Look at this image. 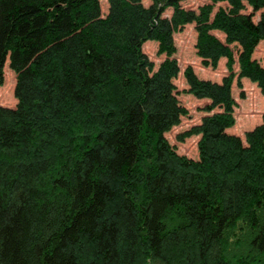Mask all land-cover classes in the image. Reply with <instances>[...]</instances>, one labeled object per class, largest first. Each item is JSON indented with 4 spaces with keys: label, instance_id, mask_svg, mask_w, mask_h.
<instances>
[{
    "label": "trees",
    "instance_id": "1",
    "mask_svg": "<svg viewBox=\"0 0 264 264\" xmlns=\"http://www.w3.org/2000/svg\"><path fill=\"white\" fill-rule=\"evenodd\" d=\"M183 1L102 15L99 0H0V84L8 62L17 100L0 106V264H264V117L244 142L227 132L234 63L264 93V0ZM190 23L202 65L229 71H184L212 112L176 136H200L197 159L164 135L187 115L173 35Z\"/></svg>",
    "mask_w": 264,
    "mask_h": 264
},
{
    "label": "rangeland",
    "instance_id": "2",
    "mask_svg": "<svg viewBox=\"0 0 264 264\" xmlns=\"http://www.w3.org/2000/svg\"><path fill=\"white\" fill-rule=\"evenodd\" d=\"M210 2L209 0H185L181 2L185 9L197 10L199 6ZM101 13L105 15L108 10L107 0H99ZM144 5H149L150 0H143ZM226 7L225 2H218L214 6V11L218 7ZM251 8L246 7L245 13H250ZM171 9H166L164 16H170ZM259 17V13L254 15V21ZM195 24H186L180 31L173 35L176 51L173 57L176 58L179 65V73L173 79L176 86V94L179 102L187 109V115L183 116L177 125H174L164 135L170 145L175 147V150L180 155H185L189 158L197 159V141L199 135H191L185 137L182 141L177 139V135L182 131L189 129L192 125L200 122L201 118L210 114L203 110V107L209 103L208 99H198L191 93L187 92L188 85L184 78V71L188 66H191L194 73L201 79H208L211 81L220 82L223 76L228 75L229 71L225 66V59L222 58L218 62L216 68L210 66H203L201 59L196 54L195 42L196 31ZM213 33L223 40V34L219 31ZM143 51L147 54L149 59L154 63V69H157L160 62L165 59V55L157 54V42L149 40L142 46ZM253 58H255L260 65L264 66V40H261L256 46ZM3 82L0 84V106L12 107L16 106L17 100L14 96L15 74L8 66V62L4 65ZM234 81L231 86V96L234 100V108L232 117L234 123L227 129V132L238 135L244 142L245 132L253 129L255 126L263 122L264 117V93L247 78H240V85L237 84L238 65H233ZM217 111V109L213 110Z\"/></svg>",
    "mask_w": 264,
    "mask_h": 264
}]
</instances>
